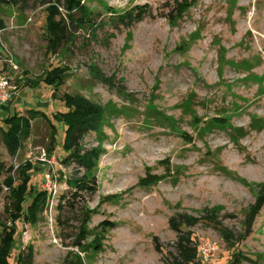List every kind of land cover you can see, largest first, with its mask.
Here are the masks:
<instances>
[{
    "label": "rangeland",
    "instance_id": "374dc122",
    "mask_svg": "<svg viewBox=\"0 0 264 264\" xmlns=\"http://www.w3.org/2000/svg\"><path fill=\"white\" fill-rule=\"evenodd\" d=\"M83 1L91 25L57 50L47 5L0 4L1 76L20 95L0 120L32 107L52 117L67 110L66 94L106 108L102 128L81 141L83 152L100 150L94 190L69 184L86 172L64 161L62 123L54 144L36 115L16 156L0 131L1 224L15 225L3 182L20 183L19 165L31 158L37 191L50 193L43 156L57 179L44 211L17 222L10 263L20 250L31 264H174L181 237H192L196 264H264V205L250 215L264 187V0ZM134 9L148 14L130 26L118 19ZM59 66L62 82L30 85ZM185 215L201 219L184 224Z\"/></svg>",
    "mask_w": 264,
    "mask_h": 264
},
{
    "label": "trees",
    "instance_id": "16d2710c",
    "mask_svg": "<svg viewBox=\"0 0 264 264\" xmlns=\"http://www.w3.org/2000/svg\"><path fill=\"white\" fill-rule=\"evenodd\" d=\"M24 1L25 3L30 0H0V4H18ZM42 5H47L49 15L46 22V30L50 36L53 37V47L57 48L65 47L71 44L76 37L77 33L82 29H87L90 26L92 14L85 5L83 0H38ZM60 6L65 9V14L60 12ZM138 9V8H136ZM146 11L129 10L125 15L118 17L122 22H126L127 25H131V21L141 20L145 17ZM0 28L2 24L0 23ZM68 69L64 66L56 67L50 70L42 77L38 83H30L32 87H36L40 84L48 86H54L56 83L62 82L64 76L67 75ZM18 92V91H17ZM19 95V92H18ZM20 96V95H19ZM54 96V95H53ZM53 98V97H52ZM17 99V96L13 97ZM66 111H59L52 113L50 117L45 110L32 107L28 109L27 116L21 113H15L0 120V131L2 133L3 141L7 150L16 156L20 150L21 142L24 138H27L31 130V120L38 114H40L47 122H50L54 136V144L56 142V130L55 122L62 123L65 128V138L63 142V151L66 156L64 161H69L74 158L84 168L86 174L80 180L71 179L70 185L74 189L79 190H94L92 184L95 183L89 174L96 166V161L100 158V150L92 149L83 152L81 149V141L84 136L92 131H98L102 128L106 120V108L101 104L95 103L81 94H66L63 98ZM243 130V129H241ZM32 161L25 162V165H19V173L23 175V179L16 186L13 177L9 176L4 180V184L7 189L15 197V203L13 205V212L11 217L14 220V227L8 228L7 225H3L0 222V235L3 236L2 244L0 245V264H11L10 257L16 247V232L18 228V221L29 222L38 215L39 212L44 211L46 200H49V194L47 190L37 191L33 184L32 176L29 171L32 169ZM13 170V167H11ZM46 170V169H45ZM21 176L19 177L20 180ZM85 178V179H84ZM30 196L28 199L27 197ZM264 205V187L260 190L256 202L252 205L250 210L251 218H253ZM61 207V205H59ZM86 209H83L84 212ZM81 212V213H82ZM33 216V217H32ZM186 221L184 224H193L197 219L188 215H185ZM85 220L81 221L80 230L84 232ZM79 230L80 234L81 231ZM191 236V235H190ZM184 237H181L179 241V257L181 260L174 262V264H196L195 259L198 257V248L196 240L192 237H187L184 241ZM81 242V241H80ZM79 242V244H81ZM188 242L192 245H188ZM16 264H31L30 258L32 256L25 255L23 252L18 251ZM75 264H83L82 260L78 257Z\"/></svg>",
    "mask_w": 264,
    "mask_h": 264
},
{
    "label": "built area",
    "instance_id": "2783aa9c",
    "mask_svg": "<svg viewBox=\"0 0 264 264\" xmlns=\"http://www.w3.org/2000/svg\"><path fill=\"white\" fill-rule=\"evenodd\" d=\"M11 88V85L8 83L7 80H5L2 76H1V71H0V106L4 103H9V101L15 97V96H19L17 90L14 88V90L12 92H9V89ZM45 158H41V162H43V164L46 167V171H45V186L48 188V190L50 191L49 193V197L54 199L55 195L57 194L55 189L53 190V187L56 186V175L55 172L53 171V166H52V162H54V159H49V157L43 156ZM31 161V158H30ZM209 247L208 245H201L200 249H199V254L201 255L202 258H205L206 260L208 259L209 256Z\"/></svg>",
    "mask_w": 264,
    "mask_h": 264
}]
</instances>
